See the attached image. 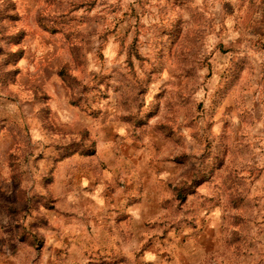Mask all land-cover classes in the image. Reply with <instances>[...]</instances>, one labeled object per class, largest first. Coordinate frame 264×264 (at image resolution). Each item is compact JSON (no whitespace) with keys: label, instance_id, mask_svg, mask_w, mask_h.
I'll return each mask as SVG.
<instances>
[{"label":"rangeland","instance_id":"1","mask_svg":"<svg viewBox=\"0 0 264 264\" xmlns=\"http://www.w3.org/2000/svg\"><path fill=\"white\" fill-rule=\"evenodd\" d=\"M0 264H264V0H0Z\"/></svg>","mask_w":264,"mask_h":264}]
</instances>
